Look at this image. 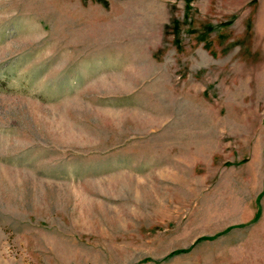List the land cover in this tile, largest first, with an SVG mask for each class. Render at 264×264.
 <instances>
[{"label":"rangeland","instance_id":"374dc122","mask_svg":"<svg viewBox=\"0 0 264 264\" xmlns=\"http://www.w3.org/2000/svg\"><path fill=\"white\" fill-rule=\"evenodd\" d=\"M0 264H264V0H0Z\"/></svg>","mask_w":264,"mask_h":264}]
</instances>
